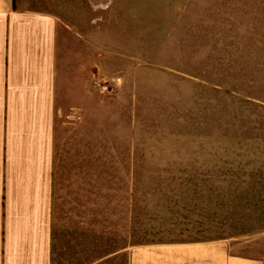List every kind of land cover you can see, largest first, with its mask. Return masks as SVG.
Segmentation results:
<instances>
[{
    "label": "rangeland",
    "instance_id": "obj_1",
    "mask_svg": "<svg viewBox=\"0 0 264 264\" xmlns=\"http://www.w3.org/2000/svg\"><path fill=\"white\" fill-rule=\"evenodd\" d=\"M80 2L107 233L264 255V0H60Z\"/></svg>",
    "mask_w": 264,
    "mask_h": 264
},
{
    "label": "crops",
    "instance_id": "obj_2",
    "mask_svg": "<svg viewBox=\"0 0 264 264\" xmlns=\"http://www.w3.org/2000/svg\"><path fill=\"white\" fill-rule=\"evenodd\" d=\"M82 3L0 0V264H264L229 239L138 245L107 233L91 187Z\"/></svg>",
    "mask_w": 264,
    "mask_h": 264
}]
</instances>
